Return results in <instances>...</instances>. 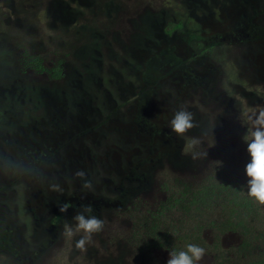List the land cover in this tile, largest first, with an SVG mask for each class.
I'll use <instances>...</instances> for the list:
<instances>
[{
	"label": "flooded vegetation",
	"instance_id": "1",
	"mask_svg": "<svg viewBox=\"0 0 264 264\" xmlns=\"http://www.w3.org/2000/svg\"><path fill=\"white\" fill-rule=\"evenodd\" d=\"M0 4L11 14L7 23L23 28L17 14L36 13L45 29L60 31L71 41L70 53H56L49 66L41 55L24 52L21 57L22 71L58 81L66 72L64 57L72 58L73 73L69 90L61 91L60 97L47 96L43 116L19 127L23 139H8V152L2 153L13 166L26 170V175L5 170L10 175L3 176L6 186L21 184L29 200L39 194L41 201L59 208L91 205L99 212L96 197L82 188L85 180L95 190L109 189L112 176L118 182L114 190L138 188L142 180L149 183L152 170L183 146V139L168 127L175 110L187 106L204 127L206 117L199 108L208 102L230 105L219 99L225 92L218 89L225 87L219 85L222 73L211 54L215 48L239 49L234 62L247 88L232 82L229 88L251 96L245 89L264 84V0H179L184 16H166L165 10L153 6L128 15L125 0ZM84 33L92 44L84 43ZM2 163L1 171L6 167ZM78 170L86 173L84 179L75 177ZM55 182L73 192L50 191L48 186ZM97 199L105 201L100 195Z\"/></svg>",
	"mask_w": 264,
	"mask_h": 264
},
{
	"label": "rangeland",
	"instance_id": "2",
	"mask_svg": "<svg viewBox=\"0 0 264 264\" xmlns=\"http://www.w3.org/2000/svg\"><path fill=\"white\" fill-rule=\"evenodd\" d=\"M178 2L125 0V6L128 15L142 13L143 7L153 6L154 9L159 7L165 10L166 16H184L183 6ZM1 9L0 86L5 89L0 87V154L8 152V139L14 135L21 137L19 127L25 126L30 118L43 116L41 108L47 96L60 97V92H67L73 80L72 58L64 57L66 72L60 81L52 80L46 74L22 71L20 63L24 52L41 55L49 66L55 61L56 53H59V57H63L65 51H68L66 55L70 53L71 41L60 31L45 29L36 13L17 14L24 22L23 28H18L14 21L7 23L6 18L11 14ZM140 21L144 22V19L140 18ZM28 26L35 27V30H28ZM84 38V43L92 44L90 35L85 34ZM238 53L239 49L227 46L215 48L211 52L222 73L219 85L225 87L218 89L219 92H225L219 99L224 103L229 100L230 105L208 102L203 110L199 108L203 112L202 117H206L204 128L211 119H215L217 124L215 146L209 149L208 158L191 160L183 153V139L178 154L173 158H165L161 165L152 170L149 183L142 180L138 188L114 190L118 182L112 176L114 182L109 189H91L96 197L94 203L101 206L99 212L92 207V214L104 219L106 223L104 230L93 237V243L88 246L86 253L75 249L78 236L69 241L62 235L64 223H72V217L81 208L70 205L67 212L62 213L57 203L41 201L39 194H34V198L29 200L27 190H23L21 184L13 183L9 188L6 186L3 176L9 178L10 175L5 172V168L0 170V264H166L169 251H154L150 259L143 261L136 256L132 244L133 232L151 211L180 192L197 191L208 180L216 178L222 170L237 172L240 183L246 189L244 167L249 158L242 136L246 131L247 115L253 110L264 108V84L257 85L255 89H245L252 92L251 96H244L228 87V83L232 82L247 88L246 81L237 74L234 57ZM199 132L190 135H199ZM2 161L4 166L9 164L8 160ZM213 161H220L222 165L217 166ZM72 192L73 189L63 190L67 195ZM99 195L105 201L100 203L97 199ZM205 235L210 238L208 232ZM238 242L237 235L227 233L221 239V246L233 248ZM200 264H212V257L205 252Z\"/></svg>",
	"mask_w": 264,
	"mask_h": 264
},
{
	"label": "trees",
	"instance_id": "3",
	"mask_svg": "<svg viewBox=\"0 0 264 264\" xmlns=\"http://www.w3.org/2000/svg\"><path fill=\"white\" fill-rule=\"evenodd\" d=\"M245 193L238 173L222 170L197 191L168 198L133 232L136 256L147 261L154 251L191 243L204 248L212 264H264V206ZM227 233L239 237L233 248L221 246Z\"/></svg>",
	"mask_w": 264,
	"mask_h": 264
},
{
	"label": "clouds",
	"instance_id": "4",
	"mask_svg": "<svg viewBox=\"0 0 264 264\" xmlns=\"http://www.w3.org/2000/svg\"><path fill=\"white\" fill-rule=\"evenodd\" d=\"M215 119L209 120L206 128L197 121L195 113L187 106H181L172 114L168 127L171 133L184 139L183 153L191 160H205L208 158L209 149L215 146ZM200 129L199 135H189L193 130ZM242 141L246 145L248 162L244 167L246 177V195L256 204L264 206V108L253 110L246 117V131L242 136ZM0 160H9L5 170L17 174L26 175L23 166H13L11 158L0 154ZM213 164L220 166L222 162L213 161ZM86 173L78 170L75 177L84 179ZM50 191L62 193L63 188L58 182L48 186ZM83 189L91 190V181L85 180ZM68 204L59 208L62 213L67 212ZM91 205L82 206L80 211L72 217V223L65 222L62 235L67 240L72 241L75 237V249L81 253H86L88 246L93 243V237L101 233L105 228L106 221L92 214ZM205 256L204 248L196 244H187L184 250L172 251L168 253L166 264H200Z\"/></svg>",
	"mask_w": 264,
	"mask_h": 264
}]
</instances>
